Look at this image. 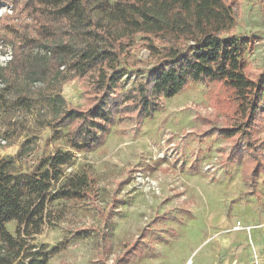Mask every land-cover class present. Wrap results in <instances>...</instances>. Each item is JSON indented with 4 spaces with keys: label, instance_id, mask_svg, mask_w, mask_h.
<instances>
[{
    "label": "trees",
    "instance_id": "trees-1",
    "mask_svg": "<svg viewBox=\"0 0 264 264\" xmlns=\"http://www.w3.org/2000/svg\"><path fill=\"white\" fill-rule=\"evenodd\" d=\"M3 1L30 25L13 30L10 59L0 63V108L31 111L39 101L50 116L42 128L68 149L58 148L29 168L21 162L24 149L18 157L0 156V264H49L55 252L37 239L62 219L51 206L98 196L88 172L67 176L65 168L77 153L100 148L120 119H152L162 100L190 83L213 86L214 106L226 117L222 128L202 118V136L218 135L232 142L234 153L243 150L248 181L264 173V142L254 132L264 112V75H248L250 42L232 34L239 0ZM138 36L155 64L127 88V59ZM75 79L86 106L68 107L62 96ZM5 144L12 147L15 139L0 137V149Z\"/></svg>",
    "mask_w": 264,
    "mask_h": 264
},
{
    "label": "rangeland",
    "instance_id": "rangeland-1",
    "mask_svg": "<svg viewBox=\"0 0 264 264\" xmlns=\"http://www.w3.org/2000/svg\"><path fill=\"white\" fill-rule=\"evenodd\" d=\"M239 3L232 34L249 40L244 62L257 80L264 75V0ZM29 25L13 5L0 0V63L10 59L17 35L13 30ZM127 63L132 72L124 81L127 88L153 68L155 60L141 36ZM62 96L68 107L86 106L79 79L65 84ZM6 111L0 108V137L12 136L15 145L5 144L1 157H18L24 149L21 162L29 168L58 148L68 149L64 140H51L48 127L42 128L50 116L39 101L31 111ZM202 118L219 128L226 122L214 106L213 86L190 83L174 98L162 100L152 119H120L104 147L77 153L66 174L88 172L98 196L51 206L62 219L37 239L55 252L49 264H264V173L248 181L247 154L234 153L232 142L218 135L202 136ZM254 132L264 142V112ZM167 137L183 146L179 168L153 161L169 148V143L162 145ZM215 158L219 177L202 170ZM139 170L151 172L156 181L162 177L160 195L135 188ZM8 229L13 233L15 224Z\"/></svg>",
    "mask_w": 264,
    "mask_h": 264
},
{
    "label": "built area",
    "instance_id": "built-area-1",
    "mask_svg": "<svg viewBox=\"0 0 264 264\" xmlns=\"http://www.w3.org/2000/svg\"><path fill=\"white\" fill-rule=\"evenodd\" d=\"M170 138L167 137L164 142H162V145L169 143L168 140ZM168 149L164 150L163 152H159L156 157H154V160L156 164H159L161 167L162 166H168L170 164H173L176 168L180 167V163L183 164L182 162L177 163V161L183 157V146L181 145L180 141L176 142H170L168 144ZM157 152L158 149L156 146H153V150ZM151 151H152V146H151ZM182 151V154L181 152ZM186 151V149H185ZM196 154H199L197 152ZM195 154V155H196ZM196 160V159H194ZM219 161L218 158L213 159L209 164H205L202 167L203 172L206 175H215L216 177H219V174L221 173V170H219V165H217V162ZM153 167V166H152ZM177 171V170H176ZM179 172L177 176H179ZM162 180V177L159 178V181H156L152 179L151 172H146L144 170H139L135 177H134V183H135V188L139 190H143L145 193H152L155 195H160V182ZM179 182L176 184L178 185Z\"/></svg>",
    "mask_w": 264,
    "mask_h": 264
},
{
    "label": "crops",
    "instance_id": "crops-1",
    "mask_svg": "<svg viewBox=\"0 0 264 264\" xmlns=\"http://www.w3.org/2000/svg\"><path fill=\"white\" fill-rule=\"evenodd\" d=\"M108 139H109V136H108V138L106 139V143H107ZM106 143H105V144H106ZM105 144H104L102 147H104V146H105Z\"/></svg>",
    "mask_w": 264,
    "mask_h": 264
}]
</instances>
